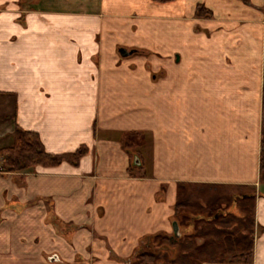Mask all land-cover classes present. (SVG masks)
Instances as JSON below:
<instances>
[{
    "label": "crops",
    "instance_id": "crops-1",
    "mask_svg": "<svg viewBox=\"0 0 264 264\" xmlns=\"http://www.w3.org/2000/svg\"><path fill=\"white\" fill-rule=\"evenodd\" d=\"M263 41L264 0H0V143L18 127L49 154L87 148L77 166L0 173V264L47 251L57 264L93 234L92 264H116L109 251L172 232L181 183L254 188L251 264H264ZM127 132L145 135V176L129 174ZM47 216L91 233L68 244Z\"/></svg>",
    "mask_w": 264,
    "mask_h": 264
},
{
    "label": "trees",
    "instance_id": "trees-1",
    "mask_svg": "<svg viewBox=\"0 0 264 264\" xmlns=\"http://www.w3.org/2000/svg\"><path fill=\"white\" fill-rule=\"evenodd\" d=\"M236 1L250 5V0ZM195 17L211 18L212 14L197 6ZM119 144L131 155L129 174L145 176L144 172L139 173L143 163L137 154L145 144V135L142 132L122 133ZM86 152L87 148L80 146L71 153L49 154L36 133L15 127L9 135L8 145L0 147V173L28 174L36 167L52 168L63 162L77 166ZM258 184L264 185V41ZM254 198L255 190L249 186L178 184L173 206L174 222L179 227V221L189 218L202 224L193 234L182 239L180 232L175 237L177 239L172 236L164 238L169 244L173 242L176 248V257L169 264H251ZM202 215H206L207 220L199 219ZM137 254L140 259L137 263L140 264H152L157 259L154 254L136 253L135 256Z\"/></svg>",
    "mask_w": 264,
    "mask_h": 264
},
{
    "label": "rangeland",
    "instance_id": "rangeland-1",
    "mask_svg": "<svg viewBox=\"0 0 264 264\" xmlns=\"http://www.w3.org/2000/svg\"><path fill=\"white\" fill-rule=\"evenodd\" d=\"M4 143V142H3ZM6 144V143H4ZM2 143H0V147L6 146ZM47 214L48 216L51 215V209L50 207L47 205ZM47 216V225H52L53 229L55 230V233L57 236H59L61 239L63 240H67L68 244H70L71 239L73 238V236L75 234H77L76 231L80 230V229H84L87 230L88 233H91V229L88 227H83L80 228L79 226H69V225H65L63 224L61 227H56V225L53 224H48L49 220L52 219H48ZM199 219H205L207 220V216L206 215H202L199 217ZM198 222L196 219H192L189 220L186 219L185 221H179V232L181 235V239L189 234H193L195 229L198 226H201L202 223ZM168 236H172L175 238V236L173 235V232H171ZM166 236L165 235H156L154 236V242H151L150 238H147L143 243H139L137 248H135L134 251H132V253L127 256V257H117L115 255V253H113L112 251H109V256L108 259L110 262L116 263V264H140L137 263L140 259L137 256L136 253H150V254H154L157 256V259L154 263L152 264H169L170 261H172L175 257H176V248L174 247V243L171 242L170 244L164 241V238ZM98 239L97 236H95L93 234V236L91 237V241L89 242V244L87 245L82 244L81 242H78L76 245L75 251L73 252V258H67V259H63L61 260L60 263L57 264H92V263H97L99 262L98 259H96V257L94 256V253L91 252L92 251V247L95 245V239ZM177 239V238H175ZM106 249L110 250V248L108 247V244L105 243ZM136 252V253H135ZM135 253V255H133ZM53 254H57L55 252H46L40 255V258H32L30 261V264H50L48 262V258L53 255ZM88 257V258H87ZM56 264V263H55ZM203 264H212V263H203Z\"/></svg>",
    "mask_w": 264,
    "mask_h": 264
},
{
    "label": "water",
    "instance_id": "water-1",
    "mask_svg": "<svg viewBox=\"0 0 264 264\" xmlns=\"http://www.w3.org/2000/svg\"><path fill=\"white\" fill-rule=\"evenodd\" d=\"M118 53L121 57L124 58V57H128V56L132 55L134 52L133 51L127 52L125 49L121 48V49H119ZM172 232H173V235L175 237H177L179 235V227H178L177 223H175V222L172 223Z\"/></svg>",
    "mask_w": 264,
    "mask_h": 264
}]
</instances>
